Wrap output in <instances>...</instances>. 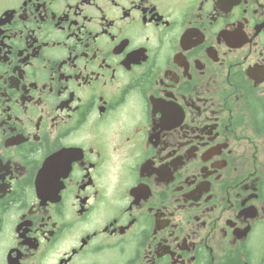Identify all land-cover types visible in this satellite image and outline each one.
<instances>
[{
  "label": "flooded vegetation",
  "instance_id": "af4514ba",
  "mask_svg": "<svg viewBox=\"0 0 264 264\" xmlns=\"http://www.w3.org/2000/svg\"><path fill=\"white\" fill-rule=\"evenodd\" d=\"M0 264H264V0H0Z\"/></svg>",
  "mask_w": 264,
  "mask_h": 264
}]
</instances>
